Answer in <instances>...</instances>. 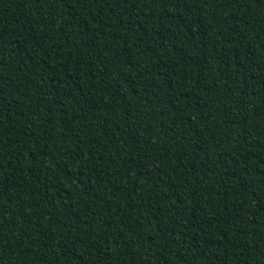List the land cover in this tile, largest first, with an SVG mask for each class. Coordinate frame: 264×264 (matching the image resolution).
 Returning <instances> with one entry per match:
<instances>
[{
  "label": "trees",
  "instance_id": "1",
  "mask_svg": "<svg viewBox=\"0 0 264 264\" xmlns=\"http://www.w3.org/2000/svg\"><path fill=\"white\" fill-rule=\"evenodd\" d=\"M0 264H264V0H0Z\"/></svg>",
  "mask_w": 264,
  "mask_h": 264
}]
</instances>
